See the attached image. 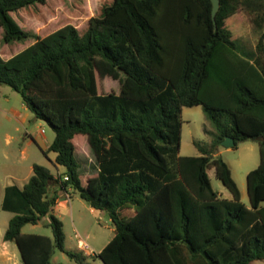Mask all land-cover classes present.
<instances>
[{
  "label": "trees",
  "instance_id": "1",
  "mask_svg": "<svg viewBox=\"0 0 264 264\" xmlns=\"http://www.w3.org/2000/svg\"><path fill=\"white\" fill-rule=\"evenodd\" d=\"M46 2L0 0L3 44L35 39L8 60L0 54V85L54 131L44 155L56 154L54 165L65 168L55 178L34 164L26 185L5 189L1 209L14 215L3 240L16 244L22 264H52L56 251L89 264L66 248L55 183L111 219L115 235L96 255L103 264L264 261V0H221L217 25L211 0H113L83 34L71 25L43 38L23 31L12 15ZM239 11L260 32L254 51L242 52L232 33ZM110 79L118 93L107 90ZM199 106L212 144L196 141L199 155L184 157L183 109ZM226 137L234 149L259 145L248 206L216 149ZM83 140L97 162L93 176L75 158ZM211 170L231 200L213 188ZM44 221L52 237L22 233Z\"/></svg>",
  "mask_w": 264,
  "mask_h": 264
},
{
  "label": "rangeland",
  "instance_id": "2",
  "mask_svg": "<svg viewBox=\"0 0 264 264\" xmlns=\"http://www.w3.org/2000/svg\"><path fill=\"white\" fill-rule=\"evenodd\" d=\"M113 0H47L44 5H36L29 9H22L12 16L23 31L34 34L37 37H46L66 25L75 27L81 34L87 29V24L93 17H99L104 6H108ZM252 18L245 12L239 11L232 21L231 30L241 46V50L254 51L258 43L260 32L255 28ZM35 43V39L27 42H16L9 45L3 44V34L0 29V54L3 59L8 60L24 51ZM108 79V78H107ZM109 92L120 91V85L116 81L106 80ZM182 138L180 143V155L184 157H196L199 155L194 146L196 141L212 144L211 133L214 128L209 124L202 107L184 108L182 114ZM55 139L54 131L42 120H36L33 113L26 107L21 95L8 86L0 85V264H16V259L21 263L20 253L14 244L7 253L3 247V236L8 228V223L13 213L3 211L2 203L4 189L9 185H24V179L29 171L30 164H40L44 167L54 169L51 160L56 157L54 153L44 155L47 148ZM76 144V143H75ZM77 145V144H76ZM223 159L231 167L234 180L243 192V203L249 205L247 195V174L257 169L260 164L259 145L249 141L238 145L237 149H225L218 147ZM75 158L81 167V172H97V162L89 145L83 140L79 143ZM55 174H58L54 172ZM95 173H88L94 175ZM213 188L226 199H231L230 191L217 180L214 171H209ZM87 175V174H86ZM72 214L65 218V232L67 233V248L77 251L78 243L74 237L75 228L79 235L89 245L91 251L81 250L79 252L87 256L89 264H103L96 257L103 244H96L87 239V233L97 230V216L90 213L88 204L79 197L72 199ZM264 208V203L262 204ZM105 218H108L107 215ZM46 221L42 223V226ZM102 225L105 223L102 221ZM40 226L28 225L23 234L38 233L52 237V230ZM16 254V255H15ZM52 264H75L65 254L56 251ZM251 264H264L258 261Z\"/></svg>",
  "mask_w": 264,
  "mask_h": 264
},
{
  "label": "crops",
  "instance_id": "3",
  "mask_svg": "<svg viewBox=\"0 0 264 264\" xmlns=\"http://www.w3.org/2000/svg\"><path fill=\"white\" fill-rule=\"evenodd\" d=\"M50 147V146H49ZM49 148H47L46 152L48 151ZM219 154L221 155L222 153L219 152ZM56 155V154H55ZM51 160V165L54 169V172L58 173V174H55L53 172L52 169L51 172L52 174L55 176V178H57L58 176H61L65 173V168L64 167H61V166H56L54 165V162L56 160V157L53 159H50ZM33 165L34 164H30L29 166V171H28V174L26 175V178L24 179V185H26L28 182H29V179L31 178V176L33 175ZM88 173H95V168H94V172H90L88 171L86 174L89 175V176H93V175H90ZM97 173V172H96ZM95 173V174H96ZM249 173V172H248ZM84 174V175H86ZM94 174V175H95ZM24 185L22 186H18V188H22ZM9 186H12V185H9ZM9 186H6L5 189ZM59 185H57L56 183L53 184V186H51V190H50V195L53 196V195H57L58 198L56 200V206L53 210V213L55 216H57L58 218H60L63 223H65V218L68 216V214H72V210H73V205H72V199L74 197H79L76 193H73L72 191H69L68 193H65V192H61L59 191V188H58ZM5 189H4V196H5ZM241 192V201L243 202V191L240 190ZM80 198V197H79ZM230 199V198H229ZM80 200H82L80 198ZM231 200V199H230ZM3 201H4V198H3ZM84 201V200H83ZM87 203V202H86ZM88 204V203H87ZM245 204V203H244ZM247 205V204H245ZM2 206H3V203H2ZM248 206V205H247ZM89 209H90V213L92 215H95L97 216V230H91L89 233H87V239L88 240H91L92 242L96 243V244H103L100 251L98 252V254L105 248V246L109 243V241L112 239V237L115 235V228L111 222V219L108 217V218H105L106 214L103 213V212H99L93 208H91L89 205H88ZM102 221L105 223V226L102 225ZM36 226H40V227H43L42 224H39V225H36ZM44 228V227H43ZM25 229V228H24ZM23 229V231H24ZM64 229H65V226H64ZM31 234H38V233H31ZM76 235H79V230L78 228H75V234H74V237L76 238ZM44 236V235H43ZM80 236V235H79ZM4 237V236H3ZM49 237V236H48ZM65 237H66V248H67V244H68V236H67V233L65 232ZM77 239V238H76ZM78 243V241H77ZM14 244L15 247L17 248L16 244L13 243V242H5L3 240V247L6 249V252L8 253L11 249V245ZM88 245V244H87ZM89 246V245H88ZM18 249V248H17ZM68 250H70L69 248H67ZM82 249L79 247L78 245V250L76 252H79L81 251ZM74 251V250H72ZM19 252V250H18ZM16 255V254H15ZM56 255V253H55ZM54 255V257H55ZM21 256V255H20ZM53 257V258H54ZM52 258V259H53ZM22 263V262H21ZM16 264H19L17 259H16Z\"/></svg>",
  "mask_w": 264,
  "mask_h": 264
},
{
  "label": "water",
  "instance_id": "4",
  "mask_svg": "<svg viewBox=\"0 0 264 264\" xmlns=\"http://www.w3.org/2000/svg\"><path fill=\"white\" fill-rule=\"evenodd\" d=\"M212 2V16H213V21H214V24L217 25L216 23V16L219 12V9H220V3H221V0H211ZM236 143L235 141L231 138V137H226L225 140L218 145V147H223L225 149H233L235 147Z\"/></svg>",
  "mask_w": 264,
  "mask_h": 264
},
{
  "label": "built area",
  "instance_id": "5",
  "mask_svg": "<svg viewBox=\"0 0 264 264\" xmlns=\"http://www.w3.org/2000/svg\"><path fill=\"white\" fill-rule=\"evenodd\" d=\"M66 181H68V178H66ZM78 245L81 249L91 251V248L87 245V243L81 238V236L76 235ZM92 252V251H91ZM92 255H94V252H92Z\"/></svg>",
  "mask_w": 264,
  "mask_h": 264
}]
</instances>
